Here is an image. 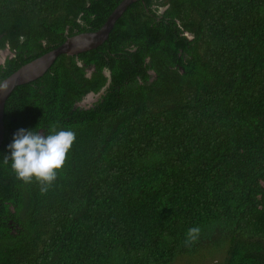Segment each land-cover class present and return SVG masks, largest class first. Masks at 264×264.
I'll return each mask as SVG.
<instances>
[{
  "label": "trees",
  "instance_id": "trees-1",
  "mask_svg": "<svg viewBox=\"0 0 264 264\" xmlns=\"http://www.w3.org/2000/svg\"><path fill=\"white\" fill-rule=\"evenodd\" d=\"M119 1L0 0V81ZM53 124L76 140L42 194L3 158ZM0 264H264V0H135L102 43L15 85Z\"/></svg>",
  "mask_w": 264,
  "mask_h": 264
},
{
  "label": "clouds",
  "instance_id": "clouds-1",
  "mask_svg": "<svg viewBox=\"0 0 264 264\" xmlns=\"http://www.w3.org/2000/svg\"><path fill=\"white\" fill-rule=\"evenodd\" d=\"M7 87V83L0 84V94L6 92ZM75 140L76 133L73 130L58 131L55 124L50 126L47 135L33 129H19L13 135L12 143L7 146L10 155L4 156L3 163L10 165L16 179L22 183L31 184L35 181L43 194L56 181ZM200 233L199 226L187 229L184 245H194Z\"/></svg>",
  "mask_w": 264,
  "mask_h": 264
},
{
  "label": "water",
  "instance_id": "water-1",
  "mask_svg": "<svg viewBox=\"0 0 264 264\" xmlns=\"http://www.w3.org/2000/svg\"><path fill=\"white\" fill-rule=\"evenodd\" d=\"M135 0H120L108 14L102 25L94 31L80 32L67 37L62 43L42 55L30 60L17 68L10 75L0 81V84L7 83V91L0 94V139L2 135V108L3 101L17 85L39 76L60 53L76 54L81 51L93 48L102 43L111 29L115 20L121 15L123 10ZM108 73L105 71V75ZM98 94V93H97Z\"/></svg>",
  "mask_w": 264,
  "mask_h": 264
},
{
  "label": "rangeland",
  "instance_id": "rangeland-1",
  "mask_svg": "<svg viewBox=\"0 0 264 264\" xmlns=\"http://www.w3.org/2000/svg\"><path fill=\"white\" fill-rule=\"evenodd\" d=\"M7 54V51H1L0 52V62L2 61L4 55ZM97 94L93 95V94H88L85 96V98L79 103L81 106H85L87 104H89V102H92V100L96 99Z\"/></svg>",
  "mask_w": 264,
  "mask_h": 264
}]
</instances>
